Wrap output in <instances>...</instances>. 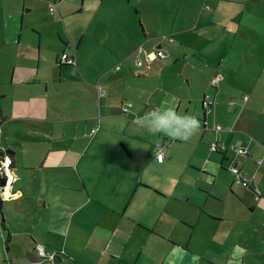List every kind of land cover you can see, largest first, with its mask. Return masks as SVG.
Listing matches in <instances>:
<instances>
[{"label":"crops","instance_id":"1","mask_svg":"<svg viewBox=\"0 0 264 264\" xmlns=\"http://www.w3.org/2000/svg\"><path fill=\"white\" fill-rule=\"evenodd\" d=\"M150 1L128 0L126 21V8L104 0H0V114L20 138L5 150L0 264H264V0H159V23ZM85 3L97 11L90 19ZM163 41L196 47L201 63L167 75ZM138 46L165 57L115 71ZM63 53L73 66H60ZM165 99L198 120L190 139L142 122ZM216 141L249 153H212Z\"/></svg>","mask_w":264,"mask_h":264},{"label":"rangeland","instance_id":"2","mask_svg":"<svg viewBox=\"0 0 264 264\" xmlns=\"http://www.w3.org/2000/svg\"><path fill=\"white\" fill-rule=\"evenodd\" d=\"M98 1H100V0H86L87 4H90V5L92 4L94 6H96L98 4ZM104 1L105 2H104L103 5H105V4H107V5L108 4H111V5L119 4L120 7L126 8L125 11H126V14L127 15H125L124 12H121L120 13V17L123 18V19H125L126 21L128 20V17H129L128 16V12H129L128 9H130L129 6L127 5L128 0H104ZM190 1L191 2H194V1H197V0H193V1L190 0ZM79 2L81 3V0H79ZM203 2H210V0H202V4H203ZM87 4L85 3L83 5L82 10H83L84 14H87L89 16V19H90V18H92L94 16V13H96L97 11H95V9H91V7H86ZM160 4H161V2L159 0H152V1H150L149 2V6L150 7L148 8V15H147V17L150 20H153L154 22L157 20L158 23L161 22V18H162L161 17V14L160 13H157V11H156L157 8H158L157 5L159 6ZM193 6H195V3H192L191 6H190V8L192 9ZM140 7L145 11V1L140 4ZM204 8H205V6H204ZM131 10H132L133 15L135 16V14H136L135 13V9L134 8H131ZM174 11H175V9L169 10V14L167 15V19H168V21H169L170 24L173 21V14L175 13ZM176 13H175L174 16H177ZM178 13L181 14L182 11H179ZM260 13L264 16V9ZM135 18H136V25H137L138 28H140V26H141V24H140V16L136 14V17ZM182 26L183 25H180L179 27L177 26V28H181ZM153 27L154 28H157V27H155V25ZM222 27L223 26H221L219 28V30H221ZM168 28H172V27H169L168 26ZM256 30H260V29L258 27H256ZM96 31H97L96 26L95 25H90V32H88V34L91 35L92 33H95V36H98L99 33H96ZM77 33H80V32H77ZM237 33H238V31L236 32V35H237ZM258 36L260 37V34H258ZM161 38L162 37H160V39ZM160 39L159 40H156V42L157 43L158 42H161ZM140 47L141 46H138L137 49L130 54V56L128 57V59H126L124 61H122V60L119 61V63H117L116 66L113 65L114 66V70L117 71V67H120V65H122L121 69H123V66H127V64L132 63L133 60H134V64H136V67H138V68L141 67V68H145L146 70H150L151 69V64L150 65H147L144 60H142L141 65H137V63L135 62V59L138 57V54H134V53L135 52L137 53L138 52V49ZM161 47H162L163 51L166 52V55H167V57H169V60H170V66H169V68H167V69L164 70V73H166L169 76H172V73L177 74L179 70L183 69L184 66H185V64L187 62H189L188 59H192L193 61H196L197 63H201L200 56H198V58H196V56H195L196 53L193 52L196 47L188 48L187 45H185L183 43L167 44L164 41H163ZM95 48H96L95 46L94 47H91L90 46L89 47V51L95 50ZM145 48L148 49L147 47H145ZM206 50H208V48H206ZM186 55H191V56L188 57ZM87 56L89 57V55H87ZM95 58L98 59L96 56H95ZM84 59H86V57H84ZM125 62L127 64H125ZM141 68H139V69H141ZM182 79L183 78H179V80H182ZM4 125H8V124H5L2 121L1 114H0V161H2L4 159V157H6V158L9 159V155L5 153V150L6 149L11 150V151H15V152L17 151V145H16V143H19V140H20V138L13 133V127H12L11 124L9 125L8 131L5 128H3ZM19 158H20V156L18 158L16 157L17 160H19ZM8 182H9V178L7 179V183ZM52 189H53V192H57L58 191L56 189V187H54V186H53ZM2 190H4V193H5V191L8 190V185L6 184L5 186H3ZM8 207H12V206L9 205V204H5L4 205V208L5 209H7ZM12 210L15 211L14 209H12ZM14 229H16V228H14ZM17 230H18V228L15 230V232H17ZM250 258L253 260V257L250 256Z\"/></svg>","mask_w":264,"mask_h":264},{"label":"built area","instance_id":"3","mask_svg":"<svg viewBox=\"0 0 264 264\" xmlns=\"http://www.w3.org/2000/svg\"><path fill=\"white\" fill-rule=\"evenodd\" d=\"M51 12L53 11V9L50 10ZM138 53H141L143 55V59L145 61V63L147 65H150L155 59H162L165 57V54L163 53L162 50H158L156 52H150L148 53L147 51H145L142 47H140L138 49ZM141 59H137L136 63L137 65H141L142 63ZM60 63L62 65H66V66H73L75 64V57L74 56H70L66 53L62 54L60 57ZM120 67H117V70H119ZM219 79H213L211 81V85L215 86L218 83ZM100 97L102 96V93L99 95ZM212 103L208 100L207 97H205L202 101V107L203 109H205L206 111H209L210 107H211ZM130 107V105H127V107L122 108L123 113H125L128 108ZM221 127L219 125L214 127V130L216 132L221 131ZM96 128H94L91 131V134L93 135L96 132ZM229 150V151H233L235 152L237 155H243L247 153V149L244 148H236L234 146H225V144L223 143H218V142H212L210 144V150L212 152H216V151H224V150ZM264 149V146H263ZM156 159L159 163H162L164 160V145H157L156 146ZM262 163V159H258L257 160V164H261ZM10 165H11V161L8 158H4L2 161H0V176L1 175H6L7 179H10ZM231 173L235 176L236 179V183L243 186V187H247V181L245 178H242L239 176V171L235 168H231L230 169ZM255 197L257 198L260 195V191L259 189H254L253 190ZM37 250V254L39 257H43V258H49L50 260L54 259V255H46L43 251V248L40 246L36 247Z\"/></svg>","mask_w":264,"mask_h":264},{"label":"clouds","instance_id":"4","mask_svg":"<svg viewBox=\"0 0 264 264\" xmlns=\"http://www.w3.org/2000/svg\"><path fill=\"white\" fill-rule=\"evenodd\" d=\"M141 119L149 132L153 134L164 133L183 140L190 139L199 127L196 118L187 114H178L175 111L174 101L168 99L161 102L158 110L146 113Z\"/></svg>","mask_w":264,"mask_h":264},{"label":"trees","instance_id":"5","mask_svg":"<svg viewBox=\"0 0 264 264\" xmlns=\"http://www.w3.org/2000/svg\"><path fill=\"white\" fill-rule=\"evenodd\" d=\"M53 5H58V3H54ZM55 8H57V6L56 7H52V8H50L49 9V12H50V14H53L54 13V9ZM51 9H53V11L51 12L50 10ZM64 54V53H63ZM59 64H60V66H66V65H62L61 63H60V61H59ZM249 141L250 142H252L250 139H249ZM216 142H218V141H216ZM218 143H221V142H218ZM224 144V143H223ZM226 146V145H225ZM228 146V145H227ZM236 148H239V147H236ZM240 148H244V149H247V153L246 154H243V155H238V156H246L248 153H249V150H248V146H244V147H240ZM165 149V148H164ZM229 150H224V151H216V152H212L211 150H210V152H212V153H216V154H220V155H223L224 153H227ZM231 152H233V151H231ZM165 153V152H164ZM235 153V152H234ZM236 154V153H235ZM237 155V154H236ZM4 158H6V157H4ZM11 161V160H10ZM11 164H12V161H11ZM10 167H11V165H10ZM231 168H235V169H237L239 172H240V170H239V168L238 167H236V166H230L229 168H228V170L230 171V169ZM231 172V171H230ZM233 175V174H232ZM233 177H234V183L236 182V179H235V176L233 175ZM247 181V180H246ZM7 184V177H6V175H1L0 176V194H2V192L4 191V190H2V188H3V186H5ZM241 186V185H240ZM247 186H248V181H247ZM241 187H243V186H241ZM245 188V187H244ZM37 247V246H36ZM36 252H37V250H36ZM41 258H43V257H41Z\"/></svg>","mask_w":264,"mask_h":264},{"label":"bare ground","instance_id":"6","mask_svg":"<svg viewBox=\"0 0 264 264\" xmlns=\"http://www.w3.org/2000/svg\"><path fill=\"white\" fill-rule=\"evenodd\" d=\"M239 176L242 177L241 174H240V172H239ZM235 184H236V185H239V184H237L236 182H235ZM239 186H240V185H239Z\"/></svg>","mask_w":264,"mask_h":264}]
</instances>
